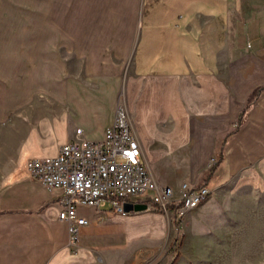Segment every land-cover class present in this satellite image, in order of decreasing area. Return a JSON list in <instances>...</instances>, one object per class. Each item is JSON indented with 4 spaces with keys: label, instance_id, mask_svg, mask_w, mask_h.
I'll use <instances>...</instances> for the list:
<instances>
[{
    "label": "crops",
    "instance_id": "1",
    "mask_svg": "<svg viewBox=\"0 0 264 264\" xmlns=\"http://www.w3.org/2000/svg\"><path fill=\"white\" fill-rule=\"evenodd\" d=\"M1 25L0 58L28 70L39 58L44 81L41 97L10 109L0 264H108L89 252L114 248L108 235L127 216L79 206L88 223L72 250L62 191L43 187L26 163L57 155L76 127L102 139L118 103L157 182L167 166L182 183L204 182L223 151L211 190L237 172L240 185H264V91L253 100L264 88V0H0Z\"/></svg>",
    "mask_w": 264,
    "mask_h": 264
},
{
    "label": "rangeland",
    "instance_id": "2",
    "mask_svg": "<svg viewBox=\"0 0 264 264\" xmlns=\"http://www.w3.org/2000/svg\"><path fill=\"white\" fill-rule=\"evenodd\" d=\"M0 28L7 31L5 25ZM33 61L28 70L13 57L0 58V179L4 164L14 160L8 127L17 110L10 109L23 97L42 96L39 58ZM217 158H212L210 167ZM182 163L187 167L188 159ZM239 173L212 190L208 187L207 200L181 219L174 207L140 210L143 203H136L137 213L122 216L127 222L115 221L119 235H108V244L115 247L89 253L96 263L107 258L108 264H264V185H240ZM204 175L191 186L167 166L158 182L172 183L179 190L184 183L197 188Z\"/></svg>",
    "mask_w": 264,
    "mask_h": 264
},
{
    "label": "built area",
    "instance_id": "3",
    "mask_svg": "<svg viewBox=\"0 0 264 264\" xmlns=\"http://www.w3.org/2000/svg\"><path fill=\"white\" fill-rule=\"evenodd\" d=\"M29 174L48 190L62 191L59 218L67 222L68 246L77 250L82 228L88 220L78 214L79 206H91L123 216L137 213L127 204L143 203L151 208H172L178 218L194 209L195 201H206L208 186L181 189L157 182L142 159L127 108L118 103L113 123L99 140L84 137L76 127L74 138L62 144L55 156L30 158Z\"/></svg>",
    "mask_w": 264,
    "mask_h": 264
},
{
    "label": "trees",
    "instance_id": "4",
    "mask_svg": "<svg viewBox=\"0 0 264 264\" xmlns=\"http://www.w3.org/2000/svg\"><path fill=\"white\" fill-rule=\"evenodd\" d=\"M262 91H264V88H261L260 90L256 91V92L254 93V99H253V100H255V99L261 94ZM253 100H252V102H253ZM252 102H250V103L245 107V109L242 111V113H241V118H240V122L243 120V118H244L245 115L247 114L249 108L251 107ZM232 134H233V131L230 132V133L228 134L227 137L231 136ZM223 160H224V153H223V151H222V152L218 155V158H217V160L215 161V163L210 167V169H209V173H208L207 177L205 178V180H204V182H203V184H202L203 186H207V185H208V183L210 182V180H211L213 174H214V173L216 172V170L219 168V166L221 165V163L223 162Z\"/></svg>",
    "mask_w": 264,
    "mask_h": 264
},
{
    "label": "water",
    "instance_id": "5",
    "mask_svg": "<svg viewBox=\"0 0 264 264\" xmlns=\"http://www.w3.org/2000/svg\"><path fill=\"white\" fill-rule=\"evenodd\" d=\"M137 207H138V206H136V204H134V205H132V204H127V205H126V209H127V210H134V211H135V209H138ZM139 209H140V210H147V209H148V206H147V204H141V205H139Z\"/></svg>",
    "mask_w": 264,
    "mask_h": 264
},
{
    "label": "bare ground",
    "instance_id": "6",
    "mask_svg": "<svg viewBox=\"0 0 264 264\" xmlns=\"http://www.w3.org/2000/svg\"><path fill=\"white\" fill-rule=\"evenodd\" d=\"M202 203H203V201H195L194 202V209L197 208Z\"/></svg>",
    "mask_w": 264,
    "mask_h": 264
}]
</instances>
